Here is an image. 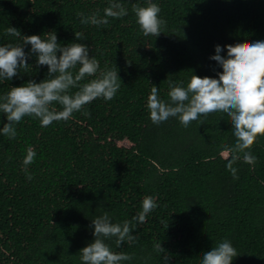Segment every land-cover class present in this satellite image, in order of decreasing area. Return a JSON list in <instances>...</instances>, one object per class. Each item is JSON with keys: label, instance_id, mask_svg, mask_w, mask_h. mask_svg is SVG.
Listing matches in <instances>:
<instances>
[{"label": "trees", "instance_id": "trees-1", "mask_svg": "<svg viewBox=\"0 0 264 264\" xmlns=\"http://www.w3.org/2000/svg\"><path fill=\"white\" fill-rule=\"evenodd\" d=\"M119 2L128 15L98 27L81 24L77 13L103 17L110 0H0V46L23 42L8 27L22 37L54 32L61 46L86 45L100 70L114 66L121 81L112 100L85 106L90 116L75 112L47 127L24 117L15 139L0 134V264H81L80 250L94 239L91 221L107 212L123 224L147 196L158 207L135 224V242L117 248L115 238L105 240L132 257L122 264H165V256L167 264H200L223 240L237 250L232 264H264V136L251 148L256 164L237 161L233 179L219 154L235 143L225 113L185 128L177 118L154 125L146 108L152 86L167 101L169 81L218 78L222 70L210 59L216 46L226 57V45L264 41V0H151L166 21L157 37L143 36L132 12L149 0ZM76 32L84 39L75 40ZM35 61L30 55L28 69L0 81V96L47 79V66ZM6 122L0 113V128ZM29 147L36 152L30 181L23 167ZM157 242L164 253L154 250Z\"/></svg>", "mask_w": 264, "mask_h": 264}, {"label": "clouds", "instance_id": "clouds-1", "mask_svg": "<svg viewBox=\"0 0 264 264\" xmlns=\"http://www.w3.org/2000/svg\"><path fill=\"white\" fill-rule=\"evenodd\" d=\"M160 11V7L151 0L147 6L132 5L135 23L143 36L161 35L166 21L159 17ZM127 15L128 10L119 0H110L103 17L98 11L90 16L77 13L81 24L98 27L106 25L108 18L119 19ZM6 34L19 37L23 42L15 46H0V81L11 80L18 75L19 69H28L30 55H35L38 67L47 66L48 69V78L44 81H29L24 86L10 88L0 96V113L4 114L7 121L0 128V134L10 139H15V125L24 117L37 119L42 127H47L53 122L69 120L75 112L90 116L89 112L83 111L87 104L98 98L110 101L121 88L118 70L114 66L100 70L99 61L93 56L89 57V49L84 44L61 46L54 32L45 34L43 39L38 35L22 37L17 29L8 27ZM82 39L83 34L76 32L75 40ZM26 45H30L28 54L24 51ZM225 49L226 57L220 55V46L215 47L216 54L210 57L222 70L217 73L218 78L192 75L186 86L169 81L167 101L160 99L158 88L152 86L146 108L154 125L169 118H177L185 128L202 116L214 112L225 113L231 120L235 143L233 146H223L219 154L227 161L226 170L233 179H238V170L233 165L242 160L254 166L257 158L251 148L258 137L264 136V41L226 45ZM86 77L94 78L81 84ZM71 89L78 90L70 94ZM54 104L61 106L62 110L56 111L52 107ZM35 157V150L29 147L23 159L26 179L29 181L33 177L27 168ZM157 207L155 198L147 196L142 201L141 211L123 224L112 223L107 212L92 220L94 239L80 250L81 264H122L131 260L132 257L126 253L114 252L105 240L115 238L117 248L125 242L134 243L136 237L132 232L135 224L144 223L147 215ZM153 248L164 253L160 242L155 243ZM237 255L231 242L223 240L203 253L200 264H232ZM168 259V256L164 257L165 264Z\"/></svg>", "mask_w": 264, "mask_h": 264}]
</instances>
